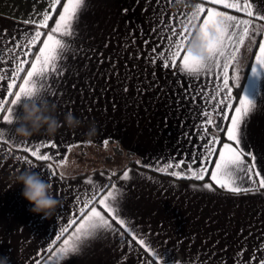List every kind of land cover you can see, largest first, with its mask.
I'll list each match as a JSON object with an SVG mask.
<instances>
[{
  "label": "crops",
  "instance_id": "1",
  "mask_svg": "<svg viewBox=\"0 0 264 264\" xmlns=\"http://www.w3.org/2000/svg\"><path fill=\"white\" fill-rule=\"evenodd\" d=\"M254 2L264 11V0ZM34 5L36 12H42L47 0H0V36L6 32L8 37H19L21 29L29 31L33 26L23 20L34 12ZM162 6L167 7L165 20L178 8L184 10L176 4L157 5L156 0H87L77 27L78 36L72 42L75 55L67 54L62 80L51 81L57 94H43L55 107L61 127L54 135L42 129L25 138L15 133V124L4 125L9 144L0 143V257L6 258L7 264H33L38 251L55 240L65 218L75 211L76 192L90 187L84 181L93 178L97 185L108 182L109 175L122 168L134 170L127 182H121L119 175L113 177L124 187L122 216L147 237L164 264H221L222 259L234 264L233 257L242 248L246 249L243 261H247L260 243L258 238H264V191L233 196L219 190H194L193 185L203 181L177 180L129 162L133 158L142 163L190 158L201 143L194 125L201 123L202 104L184 96L178 83L180 77L173 71L159 64L153 67L143 58L152 47V43L145 45L144 41L159 40L151 30L162 19ZM259 39L245 41L230 76L238 70L240 83L244 79L239 95L257 104L245 128L244 146L255 153L257 166L264 172V68H257L254 75L250 65L254 63ZM38 48L39 45L36 51ZM138 54L142 58L137 59ZM11 66L9 61L8 67ZM29 67L25 66L22 76ZM4 94L0 91V97ZM68 112L80 119V126L72 128L64 123ZM92 124L97 131L88 136ZM44 140L55 141L61 153L67 145H82L72 148L68 160L72 155L100 151L107 161L76 173L62 171L64 180H51L46 162H35L32 171L50 181L52 193L59 201L51 217L31 211L32 205L22 195L23 185H14L12 179L17 170L28 165L14 158L26 154L14 152L10 146ZM105 140L109 141L106 148ZM130 239L124 237L125 241ZM131 244L136 251L108 235L61 264H146L148 255L134 241Z\"/></svg>",
  "mask_w": 264,
  "mask_h": 264
},
{
  "label": "snow or ice",
  "instance_id": "2",
  "mask_svg": "<svg viewBox=\"0 0 264 264\" xmlns=\"http://www.w3.org/2000/svg\"><path fill=\"white\" fill-rule=\"evenodd\" d=\"M162 3L168 7L181 5L184 10L178 8L165 20L167 7L160 8L162 19L151 30L159 40L144 41L145 45L152 43V47L149 55L143 58L153 67L159 64L163 69L173 71L180 77L178 83L184 96L202 104L201 123L194 125L201 143L190 158L177 160L170 157L153 163L136 161L137 165L177 180L203 181L194 184V190H219L233 196L264 191V172L257 166L255 153L244 146L245 128L257 110V104L245 95H234V86L240 84L238 70L230 76V69L245 41L255 42L257 37H260L258 51L250 65L254 75L257 68H264V24L259 23L264 22V11L257 8L254 0H156L157 5ZM86 6L87 0H63V3L62 0H47V7L42 12H36L34 5V12L23 20L24 24L33 26L29 31L21 29L19 37H8L6 32L0 36L3 41L0 44V91L5 93L0 97V143L9 144L4 125L13 124L23 96L37 89L43 94L49 91L53 96L57 94L51 81L62 80L67 54L75 55L72 42L78 36L77 27ZM54 15L56 18L50 27ZM194 27L200 29L207 42V63L193 59L187 52ZM132 43L135 44V39ZM136 58H142V54ZM26 65L30 67L22 76ZM124 91H128L127 86ZM108 143V140L103 142L105 148ZM74 146L82 145H67L63 153L59 151L60 145L49 140L35 144L21 142L10 147L14 152L26 154L15 156L17 161L29 167H35V162H46L44 166L49 170V178L64 180L61 169L67 165L68 154ZM132 171L125 168L118 179L129 181ZM115 176L116 173L110 174L108 182L99 185L93 178L84 181L90 187L76 192L75 211L65 218L66 223L55 234V240L38 251L33 264H61L70 256L81 253L91 242L108 235L127 243L131 251H136L131 244L134 241L148 255L146 264H164L161 254L147 237L140 235L132 221L122 216L124 187L123 183L113 181ZM126 235L130 241L124 240ZM258 239L260 243L254 247L249 259L243 261L246 249L242 248L234 255V264H264V238ZM221 264L227 262L222 259Z\"/></svg>",
  "mask_w": 264,
  "mask_h": 264
},
{
  "label": "clouds",
  "instance_id": "3",
  "mask_svg": "<svg viewBox=\"0 0 264 264\" xmlns=\"http://www.w3.org/2000/svg\"><path fill=\"white\" fill-rule=\"evenodd\" d=\"M192 31L193 35L190 38L187 52L193 59L207 63L209 60L207 42L198 27H194ZM20 105V112L13 119V124L16 125L15 133L18 136L31 137L42 129L49 135H54L61 127V122L54 114L55 107L50 105L38 89L23 96ZM64 123L75 128L80 126L81 121L72 112H68L65 114ZM96 131V125L92 124L87 135L93 136ZM32 168L26 166L17 170L12 178L13 183L14 185H23L22 195L32 205L31 211L51 217L55 213L59 201L52 193L50 181L42 179L40 174L32 171ZM0 264H7L6 258L0 257Z\"/></svg>",
  "mask_w": 264,
  "mask_h": 264
},
{
  "label": "rangeland",
  "instance_id": "4",
  "mask_svg": "<svg viewBox=\"0 0 264 264\" xmlns=\"http://www.w3.org/2000/svg\"><path fill=\"white\" fill-rule=\"evenodd\" d=\"M118 154V153H116ZM104 153L100 151L91 152V153H84L83 156H71L68 160L67 165L61 169V171L65 173H71V172H79L80 170H86L88 168L98 167L106 164L107 161L103 157ZM123 159L119 158L120 160Z\"/></svg>",
  "mask_w": 264,
  "mask_h": 264
},
{
  "label": "trees",
  "instance_id": "5",
  "mask_svg": "<svg viewBox=\"0 0 264 264\" xmlns=\"http://www.w3.org/2000/svg\"><path fill=\"white\" fill-rule=\"evenodd\" d=\"M62 2H63V1H62ZM60 8H61V6L57 8V12H59ZM55 17H56V16L54 15V16H53V19H54ZM244 76H245V72H244ZM243 83H244V79H243L242 83H240L238 86H235L234 91H235V95H236V96H239V94H240L239 92L241 91V89H242V87H243ZM129 162H130V163H133V162H136V160H135V158H133V159H130ZM122 171H123V168L120 169L119 171L115 172V173H116L117 175H119L120 172H122Z\"/></svg>",
  "mask_w": 264,
  "mask_h": 264
}]
</instances>
